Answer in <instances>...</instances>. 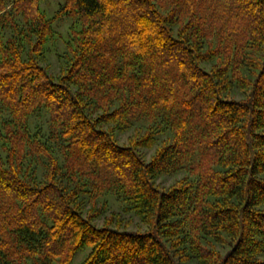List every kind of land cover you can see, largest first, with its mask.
I'll list each match as a JSON object with an SVG mask.
<instances>
[{
    "label": "trees",
    "instance_id": "obj_1",
    "mask_svg": "<svg viewBox=\"0 0 264 264\" xmlns=\"http://www.w3.org/2000/svg\"><path fill=\"white\" fill-rule=\"evenodd\" d=\"M43 1L0 0V264H264V0Z\"/></svg>",
    "mask_w": 264,
    "mask_h": 264
},
{
    "label": "rangeland",
    "instance_id": "obj_2",
    "mask_svg": "<svg viewBox=\"0 0 264 264\" xmlns=\"http://www.w3.org/2000/svg\"><path fill=\"white\" fill-rule=\"evenodd\" d=\"M61 2H63V0H45L40 4V6L41 9L46 12L47 17L51 18L55 16L58 4ZM70 26H72L73 28V24L67 19L54 21L52 25L55 35L54 37H52L51 40H48L44 49V55L42 57L41 63L53 76H58L64 65V63H62V55L64 56L67 50L69 32L71 33ZM40 125H43L44 127H41ZM47 125V117L46 114L43 113L40 117H38V120L33 118L32 120H30L29 131L31 132V134H35L38 131V128L40 127L43 132H46V130H48ZM130 134L131 132L121 134L119 136V141L121 143H125L128 135ZM44 139H46V135ZM141 152L143 157L146 160H149V158L153 154V149H142ZM31 158L33 159L29 160V162L26 161L25 165L28 166V170H30V168H34L36 178L40 179L44 170V162L41 157L31 156ZM181 176L182 172L177 173L175 175L160 176L158 179H156V184L167 187L171 183H173L176 178H180ZM90 189V186L86 187V190L89 191ZM88 198L89 194L87 193L84 197L85 209L86 207L89 208ZM97 207L101 209L99 216L95 218V222L98 226L102 225L105 219L114 217L118 218V220L114 219V223L119 222L122 228H124L125 226L127 227V229L132 230H144L147 228L146 225L140 220V218L135 215V213L130 209V205L122 201L120 197H118L112 192H105L101 196H99V198H97ZM86 253L87 251L85 250L76 254L74 257L73 264L82 261ZM187 264L196 263L189 262Z\"/></svg>",
    "mask_w": 264,
    "mask_h": 264
}]
</instances>
